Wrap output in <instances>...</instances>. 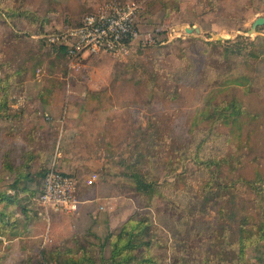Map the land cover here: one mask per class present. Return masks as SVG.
<instances>
[{
  "label": "rangeland",
  "instance_id": "rangeland-1",
  "mask_svg": "<svg viewBox=\"0 0 264 264\" xmlns=\"http://www.w3.org/2000/svg\"><path fill=\"white\" fill-rule=\"evenodd\" d=\"M109 1L139 2V26L155 42L134 44L123 58L87 57L70 69L45 38ZM258 17L264 0H0V79L7 84L0 86V193L28 171L35 180L27 186L37 195L39 177L54 168L76 179L80 201L102 198V208L90 206V218L75 224L80 245L99 252L110 233L140 214L152 222L148 253L157 264L210 257L225 261L210 264H264L257 228L264 224V25L252 30ZM234 47H244L243 59L221 54ZM232 63L249 79L224 96L243 104L241 134L212 118L192 132L194 120L209 117L208 101L223 97L220 87L202 81L203 65L214 83L218 69ZM222 158L225 172L210 179ZM241 174L254 186L215 185ZM136 177L160 186L145 194ZM17 210L15 229L0 243V264H44L42 251L72 238L58 241L53 223L78 212L44 218ZM244 216L250 218L241 251Z\"/></svg>",
  "mask_w": 264,
  "mask_h": 264
},
{
  "label": "trees",
  "instance_id": "trees-1",
  "mask_svg": "<svg viewBox=\"0 0 264 264\" xmlns=\"http://www.w3.org/2000/svg\"><path fill=\"white\" fill-rule=\"evenodd\" d=\"M83 18L77 24L76 27L82 25ZM74 27V28H76ZM260 27V26H259ZM241 38V37H239ZM47 42V37L45 38ZM218 46L215 45V49H218L219 46L222 44L221 42H217ZM59 49V52L66 58V49L65 47L53 45ZM217 46V47H216ZM244 47H234L233 49L227 50V48L223 49L221 53L224 55H231V58L236 60L239 58L243 59ZM229 53V54H228ZM205 56L207 55V51L203 53ZM253 57H256L254 53L250 54ZM229 57V56H228ZM238 64V63H237ZM236 63H232L229 68L224 72V69H218L217 79L214 83H211L209 75H208V64L203 65V73L202 78L203 82L207 85L215 84L221 88L220 95L223 97L219 98L217 101L216 99L214 102L212 100L208 101L207 107L210 108L209 116L207 119L194 120L192 123V132L201 124L204 120H211L212 122L216 121L224 126L230 127V132L232 135H235L237 131L241 134L242 127L244 128V117H246V113L244 111L243 104L238 101L236 98H225V94L227 88L231 86L235 87H245V84L249 81L248 77L240 73L238 71V66ZM188 72H191L190 75H198L200 72L196 71L193 72V65L188 68ZM0 86L5 89L6 85L1 83L0 79ZM209 93H207L208 96ZM217 94V93H216ZM45 98H48L45 96ZM44 98V101L46 100ZM229 99V100H226ZM21 101V99H20ZM18 101V102H20ZM196 127V128H195ZM229 141V140H228ZM203 144L199 145V150H202ZM216 160L213 162V165H216L215 170L211 171L212 174L210 179L216 175L218 178H221V175L225 172L223 170V165H227L226 161L223 160ZM211 160V159H210ZM210 160L202 161L207 165V168H210L212 162ZM54 169V168H52ZM50 169L47 173L42 174L39 177V185L40 188L42 187L44 180L47 174L52 170ZM234 170L235 167H234ZM227 171V170H226ZM232 170L230 171V173ZM214 174V175H213ZM255 178H261L260 174L255 172ZM14 181L10 187H7L6 191L0 193V243L2 240H9L11 234L10 231L14 230L16 227L17 220L15 219L19 206H22V209L25 210L24 215L27 217L34 216V217H46L43 208L40 207L37 199L36 193L27 186V183L31 180H35V176H31V173L28 171H19L17 174L14 175ZM137 183V190L143 192L145 194L153 195L156 191L158 183H153V181L143 180L140 177H136ZM248 184L249 186H254V181L251 179H247L243 174L238 176L236 179H231L229 184L223 183H215L221 189H226L228 187L235 188L239 184ZM234 197H232L233 199ZM36 212V213H34ZM140 215V214H137ZM137 215L131 217L122 227L118 234L110 233V235L105 239V241L100 245V250L97 252L95 249L91 250L86 245H80L77 236H73L71 239L65 241L63 245H60L56 248L46 249L42 251V259L44 264H157L153 258L149 256L148 250L151 248L152 245V238L149 236L150 227L152 226V222L146 218L140 217ZM249 216H244L241 219V227L239 229V244H242L243 234L246 232L243 227V224L249 223ZM248 220V221H246ZM155 224V223H154ZM258 231L263 232L261 235V240H264V224L259 223L257 226ZM79 242V243H78ZM109 249L110 256H106L105 252ZM241 251H243L241 245ZM222 257H218L212 260V257L206 258L202 260V264H210L213 261L217 263L224 261L221 260ZM212 260V261H211ZM225 262V261H224Z\"/></svg>",
  "mask_w": 264,
  "mask_h": 264
},
{
  "label": "built area",
  "instance_id": "built-area-1",
  "mask_svg": "<svg viewBox=\"0 0 264 264\" xmlns=\"http://www.w3.org/2000/svg\"><path fill=\"white\" fill-rule=\"evenodd\" d=\"M141 4L137 1H109L83 17L82 25L66 32L48 35L50 43L65 47L68 66L77 69L87 57L111 56L123 58L134 44L152 45L155 38L142 31L138 23ZM94 174L87 179L93 185ZM37 193V201L46 217L50 213L73 215L81 204L77 182L72 175L52 169ZM49 217V216H48ZM49 241L46 236L45 243Z\"/></svg>",
  "mask_w": 264,
  "mask_h": 264
},
{
  "label": "crops",
  "instance_id": "crops-1",
  "mask_svg": "<svg viewBox=\"0 0 264 264\" xmlns=\"http://www.w3.org/2000/svg\"><path fill=\"white\" fill-rule=\"evenodd\" d=\"M101 200H102V198L99 195H96L91 199H85V200L83 199V200H81V205L79 206L78 214L76 213L77 215L71 216V217L70 216H61V217H63L62 219H65V220L61 221L60 219H58L55 222V224L53 223L55 233L57 234L58 241L59 240L62 241V240L68 239L69 237L75 236V234H77L76 229H75L76 222L80 221L84 214L87 215L88 218H90L88 215V210H87L90 206H92V207L93 206H95V207L99 206V208H102L103 206H101L102 204H100ZM55 216H58V215H55ZM70 219L71 220L73 219L74 223L70 226H67L68 224H66V220H70Z\"/></svg>",
  "mask_w": 264,
  "mask_h": 264
},
{
  "label": "water",
  "instance_id": "water-1",
  "mask_svg": "<svg viewBox=\"0 0 264 264\" xmlns=\"http://www.w3.org/2000/svg\"><path fill=\"white\" fill-rule=\"evenodd\" d=\"M264 25V17H259L257 18L252 25V30L255 31L257 27ZM188 32H192V30L188 31Z\"/></svg>",
  "mask_w": 264,
  "mask_h": 264
}]
</instances>
